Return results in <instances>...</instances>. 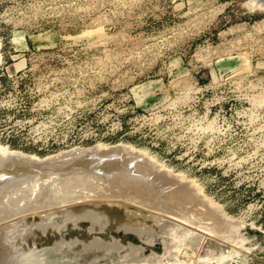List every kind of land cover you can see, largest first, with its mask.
<instances>
[{
  "label": "rangeland",
  "instance_id": "obj_1",
  "mask_svg": "<svg viewBox=\"0 0 264 264\" xmlns=\"http://www.w3.org/2000/svg\"><path fill=\"white\" fill-rule=\"evenodd\" d=\"M249 5L0 0V148L42 164L0 185V264H264Z\"/></svg>",
  "mask_w": 264,
  "mask_h": 264
},
{
  "label": "bare ground",
  "instance_id": "obj_2",
  "mask_svg": "<svg viewBox=\"0 0 264 264\" xmlns=\"http://www.w3.org/2000/svg\"><path fill=\"white\" fill-rule=\"evenodd\" d=\"M258 1H259V0H252L253 6H252V5H249V6H250L251 8H253V7H256V8H257V7H258ZM258 8H264V7H258ZM0 149H1V148H0ZM85 150H86V149H85ZM97 150H98V149H97ZM1 151H3L2 153L5 152V150H2V149H1ZM82 152H83V151H82ZM100 152H101V151H100ZM102 152H103V153H102V154H103L102 157H104V156L106 157V155L109 154V151H108V153H106V152H107L106 150H103ZM104 152L106 153V155L104 154ZM5 153H6V154H4V155H5L6 157L17 158V159H19V160L22 161V162H24V161H25V162H26V161H31V162L35 161V160L32 161V159H31V160L26 159L24 156H22V155H23L22 153H19V154H18V152H8V154H7V152H5ZM88 153H89V152H88ZM20 154H21V155H20ZM92 154H93V153H92ZM100 154H101V153H100ZM102 154H101V155H102ZM63 155H64V154H63ZM86 155H87V153H86ZM86 155H85V156H86ZM93 155H94V154H93ZM97 155H98V154H97ZM101 155H100V157H101ZM25 156H26V155H25ZM118 156H119V155H118ZM27 158H28V157H27ZM29 158H30V156H29ZM107 158H108V157H107ZM35 159H36V158H35ZM104 159H105V158H104ZM112 160H113V159H112ZM96 161H97V160H96ZM100 161H101V160H100ZM97 162H98V161H97ZM37 163H38V162H37ZM49 163H50V162H49ZM104 163H105V162H104ZM126 165H127V164H126ZM117 166H118V165H117ZM123 166H124V165H123ZM47 167H49V166H47ZM117 169H118V168H117ZM124 169H125V168H124ZM134 169H135V168H134ZM109 170H110V169H109ZM119 170H120V169H119ZM116 171H117V170H116ZM142 171H143V170H142ZM10 172H11V171H10ZM119 172H120V171H119ZM2 173H3V172L1 171V174H2ZM124 173H125V172H124ZM115 175H116V174H115ZM141 175H142V174H141ZM141 175H140V176H141ZM2 176H3V175H2ZM133 176H134V175H133ZM123 177H125V176H123ZM43 178H44V177H43ZM14 179H15V178H14ZM63 179H64V176H63ZM131 180H132V179H131ZM148 180H149V179H148ZM6 181H7V179H6V180L3 179V181L1 180V182H3V183H0V185L2 186V184H3V185L6 184V183H7ZM14 181L18 182L19 184L16 183V182H14ZM14 181H13V182H14L15 184L10 185L12 181H11L10 184H9L10 186H12V188L10 189V191H11L13 188H15L14 190H15L16 192H17V190L20 191V190H21V185H20V184H22V183H20V181H19L18 179L14 180ZM57 181H58V180H57ZM57 181H56V184H59V185H62V184L65 183L64 180H63V183H62V184H61V182H62L61 180H60V182L58 181L59 183H57ZM5 182H6V183H5ZM8 182H9V181H8ZM13 182H12V183H13ZM39 182H40V181H38L37 183H34V184H35V185H36V184H40L41 182H40V183H39ZM7 184H8V183H7ZM16 184H18V185H17L18 187L16 186ZM138 184H140V183H138ZM152 184H153V183H152ZM9 185H8V187L10 188ZM13 185H15V187H13ZM145 185L147 186V184H145ZM5 186H7V185H5ZM5 186H4V187H0V188H1V189H2V188L4 189V188H6ZM146 186H145V187H146ZM151 186H154V187H155L154 184L151 185ZM151 186H150V188H153L154 190H156L154 187H151ZM16 187H17V188H16ZM165 187H166V186H165ZM168 187H169V186H168ZM89 188H90V187H89ZM147 188H149V187H147ZM147 188H145L146 191H147V194L150 195V191H148V190H150V188H149V189H147ZM166 188H167V187H166ZM6 189H7V188H6ZM6 189H5V191L2 190L1 193H3V191L6 193V192H7ZM145 189H144V190H145ZM87 190H88V189H87ZM140 190H141V189H140ZM142 190H143V188H142ZM154 190L151 191V192L153 193V195H154V192L156 193V191H154ZM178 190H180V189H178ZM0 191H1V190H0ZM12 191H13V190H12ZM15 191H14V192H15ZM138 191H139V190H138ZM164 191H165V189H164ZM8 192H9V191H8ZM8 192H7V193H8ZM148 192H149V193H148ZM162 192H163V190H162ZM165 192H166V191H165ZM178 192H179V191H178ZM181 192H182V191L180 190V194H181ZM185 192H186V191H185ZM185 192L183 191L184 194H185ZM152 193H151V195H152ZM168 193H169V192H168ZM145 194H146V192L144 193V195H145ZM156 194H157V193H156ZM175 194H177V193L175 192ZM184 194H183V195H184ZM186 194H187V193H186ZM186 194H185L186 197L184 196V197H185V198H184L185 201H189L190 199L193 200V199H192V196H193V195H192V196H191V195L189 196V194H188V195H186ZM4 195H5V194H4ZM4 195L2 194L1 196L4 197ZM102 195H104V194H102ZM140 195H141V194H140ZM151 195H150V196H151ZM177 195H178V194H177ZM177 195H176V197L179 196V195H178V196H177ZM183 195H181V196H183ZM1 196H0V198H1ZM188 196L190 197V199L188 198L189 200L187 199ZM103 197H104V196H103ZM142 197H144V196H142ZM145 197H146V196H145ZM147 197H148V196H147ZM154 198H155V197H154ZM156 198H157V197H156ZM159 199H160V198H159ZM177 199L179 200V198H177ZM181 199L183 200V197H182ZM186 199H187V200H186ZM191 200H190V201H191ZM165 201H166V200H165ZM173 201H174V200H173ZM174 202H175V201H174ZM189 203H190V202H189ZM179 204H180V202H179ZM7 207H8V206H7ZM1 210H2V209H1ZM87 212H88V211H87ZM97 212H98V211H97ZM84 213H85V212H84ZM84 213H83V214H84ZM96 215H97V214H96ZM124 218H125V217H124ZM4 239H5V237H4ZM1 241H2V243L5 242V241L2 240V239H1ZM1 241H0V242H1ZM166 245H167V244H166ZM177 247H178V246H177ZM136 249H137V248H136ZM168 249H169V248H168ZM108 251H109V250H108ZM130 252H131V251H130ZM135 253H136V252H135ZM30 256H32V254H31ZM33 256L36 257V254H34ZM16 257H17V256H16ZM14 258H15V257H14ZM17 258H18V257H17ZM23 258H24V257H23ZM37 258H38V257H37ZM43 258H44V257H43ZM29 259H31V258H29ZM12 260H13V258H12ZM15 260H16V259H15ZM18 260H19V259H18ZM23 260H24V259H23ZM25 260H26L27 263L29 262L28 264L32 263V259H31V261H30V260L27 261V258H26ZM41 260H42V259H41ZM41 260H40V261H41ZM35 261H36V259H35ZM40 261H39V262H40ZM217 261H218V260H217ZM18 262H19V261H18ZM26 262L23 263V264H26ZM36 262H37V261H36ZM12 263H13V262H12ZM15 263L17 264V262H15ZM15 263H14V264H15ZM20 263H21V262H20ZM33 263H34V262H33ZM33 263H32V264H33ZM47 263H48V262H47ZM215 263H216V262H215ZM3 264H4V263H3ZM155 264H156V263H155ZM195 264H196V263H195Z\"/></svg>",
  "mask_w": 264,
  "mask_h": 264
},
{
  "label": "water",
  "instance_id": "obj_3",
  "mask_svg": "<svg viewBox=\"0 0 264 264\" xmlns=\"http://www.w3.org/2000/svg\"><path fill=\"white\" fill-rule=\"evenodd\" d=\"M258 7H264V0H259L258 1ZM74 154H85V153H88L86 151L84 152H72ZM1 165H4L3 167ZM12 165V166H11ZM42 164H34L33 162L31 161H20L19 159L17 158H10V157H4V158H0V169L2 170H5V171H8V172H5L3 173V176L0 177V182L2 179H5L6 176H9L11 174V176H17V175H24V178H30V176L32 175V172L39 168ZM19 168H22L24 170V172L26 171V174L25 173H21V172H18L17 169ZM12 171V172H10Z\"/></svg>",
  "mask_w": 264,
  "mask_h": 264
},
{
  "label": "trees",
  "instance_id": "obj_4",
  "mask_svg": "<svg viewBox=\"0 0 264 264\" xmlns=\"http://www.w3.org/2000/svg\"><path fill=\"white\" fill-rule=\"evenodd\" d=\"M108 137L110 139L114 138L113 135H108ZM4 140H6V142H8V144H10V145H16L17 144L15 138L11 134L7 135Z\"/></svg>",
  "mask_w": 264,
  "mask_h": 264
}]
</instances>
